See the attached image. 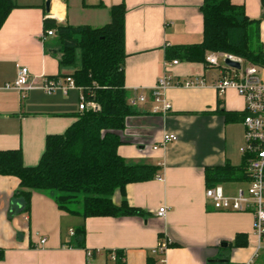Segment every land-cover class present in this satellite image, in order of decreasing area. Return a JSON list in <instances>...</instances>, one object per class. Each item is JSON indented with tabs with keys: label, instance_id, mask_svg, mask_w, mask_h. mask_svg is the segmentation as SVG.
<instances>
[{
	"label": "crops",
	"instance_id": "obj_1",
	"mask_svg": "<svg viewBox=\"0 0 264 264\" xmlns=\"http://www.w3.org/2000/svg\"><path fill=\"white\" fill-rule=\"evenodd\" d=\"M13 1L18 7L0 30V151L21 150L24 165L36 167L47 137L63 135L81 114L79 89L50 95L34 90L22 98L19 91L5 88L24 66L36 78L72 75L59 65L56 37L43 40L46 17L51 15L58 25L100 28L110 22L111 7L123 4L125 88L129 100L144 94L146 101L132 106L135 113L126 119L118 153L129 165L156 166L159 172L148 182L129 184L125 194L117 191L112 198L117 206L127 201L144 216L85 220L60 210L52 192L33 193L30 215L10 216L20 180L0 175V250L4 251L0 264H117L110 259L117 251L124 254L122 264H150L160 258L152 255L160 241L168 244L165 264L248 263L258 244L253 215L216 211L206 199L207 169L243 164L244 126L227 123L222 112L244 114L245 102L233 90L218 97L217 69L168 54L172 48L203 42V0ZM232 3L243 6L249 18L261 20L264 43V0ZM100 4L103 7L94 8ZM174 61L179 64L173 65ZM168 66L177 80L202 78L205 86L167 89L164 97L172 108L167 114L155 113L151 92ZM165 135H175L177 141L162 146ZM161 207L168 209L163 218L158 216ZM83 226L86 249L71 247L75 230ZM238 235L247 237L241 239L246 246H235ZM41 238L47 240L43 248L38 246ZM88 252L93 253L91 258ZM255 264H264V253Z\"/></svg>",
	"mask_w": 264,
	"mask_h": 264
},
{
	"label": "trees",
	"instance_id": "obj_2",
	"mask_svg": "<svg viewBox=\"0 0 264 264\" xmlns=\"http://www.w3.org/2000/svg\"><path fill=\"white\" fill-rule=\"evenodd\" d=\"M18 5L13 0H0V30ZM89 7V6H87ZM102 4L94 7L101 8ZM203 42L192 46L175 47L169 57L182 61L204 62L209 52H225L245 62L264 68V43L261 38V20L248 17L243 6L232 0H203ZM125 16L126 7L115 5L110 9V22L100 28L73 27L45 21V31L55 30L60 46V67L75 68L71 77L82 90L87 101L97 110L82 111L77 121L63 134L48 136L45 152L36 167L24 165L21 150L0 151V175L20 180L14 194L10 216L31 213L34 192H52L60 210L80 215L84 220L94 217L144 216L141 209L127 201L120 206L112 198L119 191L125 194L129 184L148 182L155 178L159 167L129 165L120 157L123 144L121 133L125 122L134 115L125 88ZM227 123L243 122L244 114L222 112ZM247 160L234 167L230 164L206 170L207 187L247 180ZM79 194L84 197L79 211L69 208ZM86 230H75L71 247L86 249ZM245 235H238L236 247L246 246ZM117 264L124 254L116 252ZM158 257V256H157ZM4 251L0 250V261ZM160 264V258L150 261Z\"/></svg>",
	"mask_w": 264,
	"mask_h": 264
},
{
	"label": "built area",
	"instance_id": "obj_3",
	"mask_svg": "<svg viewBox=\"0 0 264 264\" xmlns=\"http://www.w3.org/2000/svg\"><path fill=\"white\" fill-rule=\"evenodd\" d=\"M51 15L46 17L50 20ZM48 37H56L55 30L45 32L43 40ZM232 61L240 64V69L229 67L226 62ZM222 61V63H221ZM205 65L211 69L220 71V78L215 82L214 88L218 97H223L229 90L235 91L245 102L246 117L242 122L244 126L245 144L240 153L247 160V180L233 193L227 194L222 185H217L206 190V199L213 209L219 212L251 213L253 215L252 230L257 238L258 244L253 258L246 264H255L259 255L264 253V81L259 75V66L245 62L242 58L235 57L225 52H209L205 56ZM174 61L173 65H178ZM205 81L202 78L177 80L172 74L169 66L166 73L161 77L151 92V97L156 105L154 112L167 114L171 110V104L165 99L164 93L171 87H203ZM6 89H15L25 98L30 91L41 90L46 94H53L62 90L64 94L70 89H79L71 77L52 79L45 76L32 77L27 67H19L17 77L12 85L7 84ZM82 91V90H81ZM144 94L138 95L129 101L131 106L137 102H145ZM80 111L97 110L98 106L87 101L81 95ZM177 141L175 135H165L162 146ZM157 149V148H155ZM157 180H162L157 176ZM168 212L166 207H161L158 216L165 217ZM73 235V231L70 232ZM46 238L39 240L38 246L43 248ZM168 249L166 241H160L152 250V255L160 257V264H165V255ZM93 253L88 252V257ZM113 262H118L116 252L110 254ZM125 262V257L121 259Z\"/></svg>",
	"mask_w": 264,
	"mask_h": 264
},
{
	"label": "rangeland",
	"instance_id": "obj_4",
	"mask_svg": "<svg viewBox=\"0 0 264 264\" xmlns=\"http://www.w3.org/2000/svg\"><path fill=\"white\" fill-rule=\"evenodd\" d=\"M67 69L71 72L70 74H73L75 72V68H67ZM216 72H219V70L217 69ZM259 75L261 79L264 81V68L263 67H260ZM223 187L225 189V192L227 193L229 190H236V188H238L239 185H236V183H226L223 185ZM83 197H84L83 194H79L77 198L74 200V202L72 204H69V208H71L74 211H79L81 208V201Z\"/></svg>",
	"mask_w": 264,
	"mask_h": 264
},
{
	"label": "water",
	"instance_id": "obj_5",
	"mask_svg": "<svg viewBox=\"0 0 264 264\" xmlns=\"http://www.w3.org/2000/svg\"><path fill=\"white\" fill-rule=\"evenodd\" d=\"M46 9L47 11H50V1H47L46 3ZM226 64L229 66V67H232V68H236V69H240V64L239 63H236V62H232V61H227ZM224 247H226L227 245L224 244L223 245Z\"/></svg>",
	"mask_w": 264,
	"mask_h": 264
}]
</instances>
